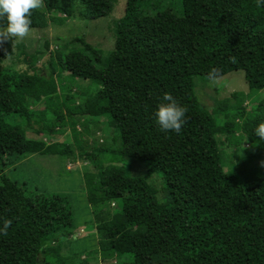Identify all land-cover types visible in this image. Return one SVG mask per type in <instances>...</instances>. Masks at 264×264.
<instances>
[{
  "label": "trees",
  "instance_id": "16d2710c",
  "mask_svg": "<svg viewBox=\"0 0 264 264\" xmlns=\"http://www.w3.org/2000/svg\"><path fill=\"white\" fill-rule=\"evenodd\" d=\"M152 1L127 0L115 25L113 50L105 54L79 39L81 50L51 62L49 79L2 68L12 50L0 36V229L11 222L0 232V264H63L56 243L75 230L68 197L28 192L7 176L8 168L35 154L92 163L96 173L85 176V182L94 215L100 218L110 204L117 205L112 218L97 227L101 260L129 256L123 264H264V140L254 134L264 122V103L248 113L241 94L234 93L236 104L227 106L229 99L217 104L216 114L225 119L218 125L216 114L199 98L205 83L194 81L242 71L251 94L264 90V2L181 0L177 13L175 1L166 8ZM43 4V11L31 10L30 29L46 28L49 11L62 12L65 17L56 21L64 24L82 6L85 18L97 20L109 16L115 3ZM0 26H6L4 18ZM59 70L92 81L99 91L81 104L69 94L58 97V88L64 89L55 79ZM165 93L186 109L179 133L163 132L155 122ZM41 98L45 109H31L30 99ZM52 108L60 113L54 120L47 118ZM9 117L26 121L28 130L35 124L38 135L68 126L76 149L28 140ZM89 117L108 120L117 131L112 145L87 148L76 118ZM47 119L52 128L43 124ZM220 134L236 146L249 142L241 150L239 170L225 171ZM125 161L144 165L146 178L162 175L167 191L162 203L146 178L120 166Z\"/></svg>",
  "mask_w": 264,
  "mask_h": 264
},
{
  "label": "rangeland",
  "instance_id": "374dc122",
  "mask_svg": "<svg viewBox=\"0 0 264 264\" xmlns=\"http://www.w3.org/2000/svg\"><path fill=\"white\" fill-rule=\"evenodd\" d=\"M174 1L177 4L174 11L178 13L181 10V0H159L162 8L172 7ZM156 2L158 1L153 0L152 4ZM114 3L113 12L109 16L97 20L85 18L82 14L84 9L82 6H78L75 14L64 24L56 21V19L65 17L62 12L59 10L46 12L45 19L48 21L46 28L30 29L22 39L7 37L11 43L12 56L2 60L1 67L10 68L21 75L35 74L49 79L51 62L57 64L66 55L81 50L83 46L78 42L79 39L101 49L105 54L112 51L115 44V25L124 16L127 0H114ZM43 7V0H39V7L35 9L43 11ZM4 28L0 26V33H3ZM230 45L231 43L228 42V46ZM55 79L59 87L64 88L61 90L58 88V97H63L64 94L75 96L78 104H81L88 95H94L99 91V86L92 81L69 77V73L60 70L57 71ZM194 81L197 85L199 82L205 83L202 90L199 87V98L202 106L214 114H216V106L219 102L229 99V102L226 103L227 106L236 104V100L232 98L234 93L241 94L244 100L243 108L248 113L264 103V90L251 94L242 71L231 72L220 79H207L198 76ZM196 92L198 95V87H196ZM30 104L34 111L43 110L47 106L44 98L30 99ZM52 109L51 117L47 116L50 120H54L60 115L59 112L57 115L54 114V111H57L56 108ZM61 112L66 113V110L63 109ZM215 117L218 125L225 122L221 114H216ZM7 120L13 125L20 126L28 140L43 142L46 146L61 144L76 149L73 131L68 126H59L53 135H38L34 129L40 128L35 124H32V128L28 130L26 121L20 118L9 117ZM76 121L78 131L85 134L88 149L113 144L112 139L117 135V131L111 127L106 118H76ZM85 122H87V126L84 128ZM43 124L48 126L51 121L47 119ZM239 124L242 122L240 121ZM216 139L225 171L239 170L241 150L248 149L249 142L245 141L242 145L236 146L225 134L217 135ZM120 166L129 168L133 176L146 178L144 165L135 163L131 167L130 162L125 161ZM94 173L96 171L90 161L65 160L58 156L39 154L25 156L23 160L7 170V176L18 182L28 192L36 191L41 194L68 197L73 212L75 230L71 238H62L56 243L57 246H60L63 264H123L130 261L129 256L101 260L97 240L102 237L98 234L97 227L112 218L117 210V205L116 203L110 204L106 210L102 211L100 218L94 215V210L88 201L85 182V176ZM146 179L157 190V199L162 203L167 195L162 175L153 174ZM40 258L42 259V256Z\"/></svg>",
  "mask_w": 264,
  "mask_h": 264
},
{
  "label": "clouds",
  "instance_id": "9594fccd",
  "mask_svg": "<svg viewBox=\"0 0 264 264\" xmlns=\"http://www.w3.org/2000/svg\"><path fill=\"white\" fill-rule=\"evenodd\" d=\"M37 7L39 0H0V18L6 20V26L0 35L6 38H24L30 31L31 10ZM185 113L186 109L179 106L171 94L165 93L154 112L155 122L163 132L179 133L186 119ZM254 134L264 140V122L256 126ZM10 223L4 221L0 232L5 231Z\"/></svg>",
  "mask_w": 264,
  "mask_h": 264
}]
</instances>
